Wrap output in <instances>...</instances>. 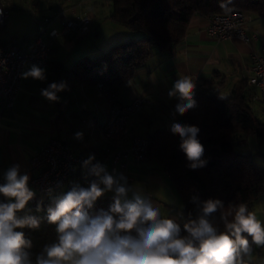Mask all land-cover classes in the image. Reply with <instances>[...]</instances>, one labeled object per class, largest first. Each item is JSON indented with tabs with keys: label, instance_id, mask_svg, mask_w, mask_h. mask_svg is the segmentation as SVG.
Returning a JSON list of instances; mask_svg holds the SVG:
<instances>
[{
	"label": "crops",
	"instance_id": "1",
	"mask_svg": "<svg viewBox=\"0 0 264 264\" xmlns=\"http://www.w3.org/2000/svg\"><path fill=\"white\" fill-rule=\"evenodd\" d=\"M9 9V16L0 32V42L8 43L19 40L22 47L28 48L34 32L47 28L59 29L64 17H77L89 14L93 18L86 33H73L55 38L49 52L45 69L46 79L41 81L31 77L24 79L22 73L30 70L32 64H25L16 94L10 110L0 114V180L3 173L12 165L19 164L21 174L29 169L31 154L46 144L52 137L64 139L71 144L75 154H84L86 158L95 156L93 163L104 165L109 173H122L129 185L139 187L154 204L159 205L162 215H170L176 221H182V201L170 179L169 174L155 161L136 162L127 159L126 169L114 166L110 156L118 145L109 143L103 136L102 125L107 117L108 102L96 83L79 81L74 76L72 64L81 57H94L103 53L111 44L136 39L140 33L133 32L115 22L110 14L113 6L110 0H2ZM41 2L43 17L34 19V9ZM12 9L18 10L12 16ZM28 15V16H27ZM27 16V18H25ZM23 17V18H22ZM208 16L198 13L189 20L183 39L166 50L154 47L146 61L136 68L132 77L117 90L118 99L129 102L137 96H147L152 104L128 119L130 134L146 135L161 128H171L179 121V114L174 113L177 98H169L168 92L181 76L189 77L196 87L194 91L225 93L232 86L246 80L251 69V52L258 48L260 39L245 42L235 37L217 40L207 32ZM248 34L256 30L264 40V16L250 15ZM77 42V43H76ZM65 82V90L58 92L57 101H49L41 95L53 83ZM250 89V105L256 116L264 121V101L257 98V88ZM77 132L83 133L82 139H76ZM128 145L129 140L124 142ZM96 177L88 169L78 167L76 173L58 192L52 196L44 194L35 207L23 214L45 217L47 207L53 197L66 193L73 184L87 187ZM114 193L108 192L103 197L113 201ZM254 212L264 224V197L254 205ZM23 231L32 241L31 252L38 254L46 243L56 238L55 225L43 221L38 230L29 228ZM247 262L264 264V246H253Z\"/></svg>",
	"mask_w": 264,
	"mask_h": 264
},
{
	"label": "clouds",
	"instance_id": "2",
	"mask_svg": "<svg viewBox=\"0 0 264 264\" xmlns=\"http://www.w3.org/2000/svg\"><path fill=\"white\" fill-rule=\"evenodd\" d=\"M29 77L43 81L45 69L32 65L22 73V78ZM66 87L65 82H53L41 90V95L57 101V93ZM195 87L187 76L174 82L168 92L169 98L179 101L173 115H184L196 107ZM170 130L181 138L179 147L189 161L188 167L196 170L206 166L199 128L174 122ZM75 138L82 139L83 133L77 132ZM94 160L90 155L83 167L96 179L87 187L73 184L66 193L53 197L45 217L20 214L30 211L27 205L36 195L29 187V175L21 174L20 165L14 164L3 173L0 264H247L245 257L253 251L251 244L264 246V224L246 204H230L225 211L219 199L199 201L193 196L198 211L195 218L189 213L183 224L186 234H182L176 219L162 215L160 206L141 188L129 185L122 173H109ZM46 191L52 196V188ZM108 192L114 193L109 209L90 214L88 210ZM36 210H42L40 204ZM177 215L182 217L183 213ZM217 218L223 231L217 226ZM44 220L55 225L56 238L34 256L32 241L17 229L38 230Z\"/></svg>",
	"mask_w": 264,
	"mask_h": 264
},
{
	"label": "trees",
	"instance_id": "3",
	"mask_svg": "<svg viewBox=\"0 0 264 264\" xmlns=\"http://www.w3.org/2000/svg\"><path fill=\"white\" fill-rule=\"evenodd\" d=\"M110 17L133 32L136 39L110 45L96 57H81L72 64V72L79 81H102L104 87L117 92L142 65L154 47L166 50L184 37L188 23L195 13L210 16L239 10L250 15L264 16V0H110ZM221 3L225 6L221 7ZM250 89L246 80L235 83L225 93L194 91L196 107L180 115L178 123L199 128L198 139L204 146L206 166L192 170L188 167L179 145L181 138L169 128L156 129L144 135L149 142L148 159L165 170L182 201L180 224L189 213L195 218L198 206L192 202L219 199L228 206L244 203L252 211L264 197V167L255 163L254 155L264 158L260 151L244 153L237 149L248 136L264 140V121L250 105ZM114 201L101 197L90 214L108 210ZM217 226H224L217 218ZM251 244V238L249 237ZM254 244H251L253 249ZM247 264H256L247 262Z\"/></svg>",
	"mask_w": 264,
	"mask_h": 264
},
{
	"label": "built area",
	"instance_id": "4",
	"mask_svg": "<svg viewBox=\"0 0 264 264\" xmlns=\"http://www.w3.org/2000/svg\"><path fill=\"white\" fill-rule=\"evenodd\" d=\"M9 16L8 8L0 0V32ZM250 14L232 10L224 14L208 16L207 32L217 40L235 37L245 42L260 39L258 48L251 52V69L246 78L248 86L257 88V98L264 101V40L256 30L248 28ZM93 18L89 14L77 17H64L61 27L51 28L44 37L46 27L34 32L29 38L31 43L24 48L19 40L8 43L0 42V114L10 110L14 99L20 89L21 73L25 64L46 66L49 52L54 45L55 38L73 33H86ZM108 102L107 117L102 125L104 138L118 148H113L111 158L114 166L126 169L127 159L136 162L148 159V139L141 134H130L128 119L133 114L141 111L145 106L152 104L147 96H137L129 102L118 99L117 92L104 87L102 81L96 82ZM129 140V144L124 142ZM87 158L84 154H75L70 142L52 137L48 142L34 151L29 158V187L36 193L34 199L27 207H35L40 202L42 195L47 194V189L52 188L58 192L76 173L78 167L83 166ZM0 180V183H3ZM5 198L0 196V201Z\"/></svg>",
	"mask_w": 264,
	"mask_h": 264
},
{
	"label": "rangeland",
	"instance_id": "5",
	"mask_svg": "<svg viewBox=\"0 0 264 264\" xmlns=\"http://www.w3.org/2000/svg\"><path fill=\"white\" fill-rule=\"evenodd\" d=\"M37 5H38V7L33 8L34 12H35V13H33L34 14V19L42 18L43 17V13H44L41 10V8H42L41 2H39ZM12 10H14V9H12ZM13 12L14 13L12 14V16L13 15L17 16L18 13H19L17 9H15ZM27 16H25V18H27ZM18 17H21V16L18 15ZM94 57H96V56H94ZM91 58H93V57H91ZM243 143L244 144L241 145V146H239V145L236 146L237 149L240 150L241 152H244V153H248V152L252 153L253 152V153H255L257 151H260L262 154H264V140L260 141V143H258L256 141L255 137L248 136L246 139H244ZM253 160H254L255 163H257V164H259V165L264 167V158L262 156L254 155ZM179 199H180V197H179ZM180 202H181V199H180ZM252 209H253V206H252Z\"/></svg>",
	"mask_w": 264,
	"mask_h": 264
}]
</instances>
